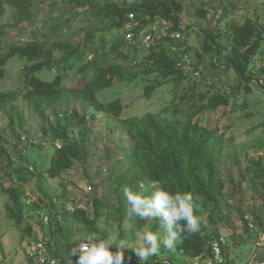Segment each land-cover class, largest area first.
<instances>
[{"label":"trees","instance_id":"1","mask_svg":"<svg viewBox=\"0 0 264 264\" xmlns=\"http://www.w3.org/2000/svg\"><path fill=\"white\" fill-rule=\"evenodd\" d=\"M49 1L48 12L40 15L35 7L36 0H0V21L7 9L12 8L14 13L10 26L20 29L26 24L32 28L30 32L34 36L24 43L8 44L5 50L0 48V80L5 78V66L11 58L22 60L21 84L16 90L0 91V108L8 114V124L15 139L13 147L16 149L17 145H26L30 139L25 125L28 110L40 122L39 143L37 145V141H30L29 145L48 147L45 178L58 180L63 189L62 196H66L67 182L63 180V175L77 162L85 166L89 164L90 148L97 142L95 131L104 120L105 129L111 137L104 156L110 167L119 169L110 178L111 192L92 196V215L76 205L68 209L61 202V197L51 199L43 192L44 199L33 200L17 185L0 184L1 190L8 195L4 204L6 218L31 234L33 225L25 222L24 217L26 213L31 217L36 216V222L45 229L43 239L45 237L47 240L40 241L52 248L57 237L64 238L65 257L61 261L64 264L75 263L79 254L72 256V249L78 244H71L72 230L69 225L78 222L87 233L102 236L99 220L108 218L113 208L117 213H122L121 193L125 187L158 180L171 192H192L194 200L199 197L197 211L206 220L199 233L181 236L176 244L180 256L199 262L213 260L212 242L217 240L224 258L222 264H225L226 240L220 237L218 230L228 210L225 190L227 182L232 183L233 172L225 167L221 156L223 140L220 131L201 124L199 115L205 111L227 109L232 99L224 90L211 91V87L202 91L198 82L188 81L191 76L184 73V67L190 49L179 42L180 36L175 37L186 28L181 17L185 10L183 1L124 0V4H120L119 0ZM63 4L71 5L74 12H63ZM79 8L84 13L88 11L89 15L85 23L74 28L73 18L82 14ZM194 14L201 18L207 12L199 8ZM162 23L169 25L165 35L153 44L148 43L140 58L133 55V70L125 71L128 66L119 60H128L131 53L144 48L145 35L154 36V27ZM122 32H132L135 37L127 40L125 36L121 37ZM81 33V40L71 41L73 36ZM202 35L199 57L208 54L213 69L224 74L233 71L238 80L234 95L239 94L233 97V101L242 100L240 107L246 108V95L253 88L264 85V21L245 18L238 23L231 19L222 28L203 30ZM74 69L78 72L77 80L80 79V83L78 86L76 82L73 86H67L64 80ZM44 70L46 75L41 74ZM149 76L154 78L149 79ZM139 77L144 78L145 82L141 98L144 101L152 99L164 83L174 84L176 90L171 103L158 112H152L145 109L138 111L135 105L124 106L119 97L99 99L98 94L103 90ZM185 81L190 85L178 94L179 85ZM79 105L85 110L81 111ZM251 115V112L244 114L245 117ZM73 130H77L76 135ZM256 130L258 127L250 131L251 137L257 136ZM22 134H25L23 140ZM117 134H120V140ZM254 137L252 142L256 150H260L264 140ZM0 140L3 141L0 144V161L6 158V168L13 166L14 175L9 174V177L25 183L27 179L22 173L31 171L29 176L33 178L36 175L42 182L37 159L31 161L27 156L30 150L19 151L17 160L22 162V166L15 167L12 155L3 144L5 140ZM46 140L48 144H44ZM236 159L237 163L239 159ZM106 166L103 165V169ZM243 175L261 197L264 209L263 156L248 159ZM112 195L118 196V206L110 204ZM242 218L247 239L250 240L248 221ZM136 219L143 230L147 219ZM252 221L264 231L260 213L255 214ZM156 222L158 225L154 228L157 230L160 222ZM154 228L151 232H154ZM258 249L264 251V248ZM53 253L57 255L56 248ZM128 253H124L125 262L128 261ZM155 260L154 257L147 264H157ZM127 264L132 263L128 261Z\"/></svg>","mask_w":264,"mask_h":264},{"label":"rangeland","instance_id":"2","mask_svg":"<svg viewBox=\"0 0 264 264\" xmlns=\"http://www.w3.org/2000/svg\"><path fill=\"white\" fill-rule=\"evenodd\" d=\"M120 4H124V0H119ZM184 5V13L182 14V21L184 23L185 31L181 33L179 42H182L184 47H188L189 53L187 54V64L184 67V73L190 75L188 81L198 82L200 90L206 91L212 87L211 91L215 89H221L231 96L230 105L227 109L218 112L205 111L199 115L200 123L207 125L210 128L216 127L220 131L222 136L223 144L221 147V156L224 161L225 167L232 170L233 178L232 183L227 182L226 184V205L228 210L224 223L219 227L218 234L222 237L225 242V249L227 252V259L225 264H264V251H259L264 247V231L257 227L252 218L255 214L260 213V220L264 223V209L263 202L259 194L254 192L248 183L247 178L243 175V169L246 166L248 159L256 158L262 155L264 158V146L260 150H256L252 141L251 133L255 127H258L255 136L264 140V85L260 88H253L251 93L246 95V108L240 107L242 100L233 101L238 80L232 70H229L226 74L217 71L211 67V58L208 54H202V58L199 57V53L202 52L201 46L203 42L202 31H212L216 27H223L225 22L231 19L234 22L240 23L245 18L257 20L259 22L264 21V0H182ZM50 1L45 2L36 0L35 7L38 9L40 15L48 12ZM206 9V16L198 18L194 12L196 9ZM62 10L65 13L74 12V8L71 5L63 4ZM82 14L74 17L72 21V27L77 28L81 24L86 22L87 15L89 12H83L81 8L78 10ZM13 9L8 8L4 18L0 21V48L5 50L8 44L12 43H24L27 40L30 41L32 36L30 26L23 24V27L17 29V27L10 26L9 23L13 21ZM57 14V13H56ZM106 25V23H104ZM168 24L159 25L155 27V34L152 36V40L144 42V48H141L137 53H131L128 60H119L123 65H127L125 71L133 70L132 57L133 55L141 57L145 53L148 43L153 44L156 40L160 39L164 35V30L169 27ZM148 30V29H146ZM3 33V34H1ZM127 33V32H126ZM126 33H121V37L128 40ZM132 37H135L134 35ZM82 33L72 37V42L81 40ZM41 40V39H40ZM21 59L11 58L5 66V78L0 80V91L4 90H16L21 84ZM134 68V70H136ZM124 71V72H125ZM48 72V71H47ZM41 74L46 75V71H42ZM48 74V73H47ZM53 77V76H49ZM79 78L76 69L69 71L64 84L67 86H73L76 82V86L80 83L77 80ZM154 76H149V79H153ZM144 78H137L132 82L122 81L115 84L112 88L103 90L98 94L99 99L109 100L115 97H119L124 106L135 105L136 110H148L152 112H158L165 106L171 103L176 86L170 82L164 83L156 95L147 101L141 100L143 96V87L145 82ZM188 81L181 83L177 89L178 94H181L190 84ZM210 90V89H209ZM22 105V102L19 101ZM80 109L81 106L79 105ZM237 109V110H236ZM85 109H81L84 111ZM193 110H190V112ZM251 112L252 115L245 117L244 114ZM9 118L5 110L0 108V138H3L4 145L12 155L13 163L15 167L22 166V162L18 159L19 151L30 150L27 156L30 160H36V164L41 169L42 182L38 180L36 175L31 178L29 175L32 173H22L27 179L25 183L14 181V177L10 178L9 174L14 175L13 166L7 167L6 158L0 161V184L4 186L17 185L24 189L25 193L30 196L31 199L37 200L42 197L44 199L43 192L46 193L48 198L57 199L61 197L62 201L68 207L72 209L74 205L87 210L92 215V207L90 200L94 194L100 196L101 194H109L111 192L110 178L112 173L117 171L119 167H110L108 160L104 156V151L109 149L111 143L110 133L105 129L104 120L97 127L95 134L97 142L95 146L90 148V161L88 165H84L81 162H77L73 168L67 171L63 175V180L67 182V195L62 196V187L59 185L58 180H46L45 178V167L47 165L48 158V147L44 146L38 148L36 146L29 145L30 141L36 142L38 145L39 141V120L32 115L28 110L25 116V125L29 132L27 133L30 137L26 145H17L15 149L13 147L14 138L11 134V128L8 124ZM17 133L19 129L15 127ZM74 135L77 134V130L72 131ZM25 134H22L21 139L23 140ZM117 139L120 140V134H117ZM254 137V138H256ZM3 141L0 140V144ZM46 140L44 144H48ZM120 143V142H118ZM51 150V148H49ZM236 158L238 162L236 163ZM103 165H107L106 169H103ZM31 166V164H29ZM8 199V195L1 190L0 186V263L2 264H38L35 261V247L43 239L45 229L36 222V216L31 217L28 213L25 214L24 221L29 222L33 225L31 234H27L21 227L14 224L13 221L6 218L4 204ZM119 198L117 195H112L110 198V204L118 206L116 203ZM58 202V200H57ZM122 202V213H117L113 206L111 215L108 218L99 220V227L102 236L99 238H108L110 236L117 237V240L123 239L131 247H139L137 242V233L142 231L139 228V222L136 217H129L127 208L129 207L124 192L121 193ZM61 203L58 204L60 206ZM26 211V209H25ZM36 215V214H34ZM44 215H48L44 213ZM242 216L247 219V226L249 227V233L251 239L248 240V236L245 233V224ZM252 224V227L249 226ZM152 225V226H151ZM158 222L153 219H147V225L143 230L151 231ZM72 230L70 238L71 244H79L90 233H87L85 229L78 223L72 222L69 225ZM154 232L157 235L163 234V229L160 224L158 229L154 228ZM211 233V231H209ZM255 237V238H254ZM53 242L52 248H45L47 254L54 255V257L60 259L65 257L64 238L57 237ZM44 241H47L44 237ZM40 243L39 247L40 248ZM48 245V244H47ZM54 248L57 249V255L53 253ZM113 252L116 251L115 246L111 249ZM125 252H129L127 255L131 256L132 264H140L139 258L136 253L131 249H125ZM30 253L33 257L30 259ZM63 257V258H62ZM156 258L157 264H202L198 260L189 259L185 256H180L179 252L168 251L162 245L160 252L156 256H152L149 259V263L152 258ZM125 262V264L128 263ZM62 262V261H61ZM148 263V264H149ZM43 264V263H39ZM204 264V263H203ZM207 264V263H205Z\"/></svg>","mask_w":264,"mask_h":264},{"label":"clouds","instance_id":"3","mask_svg":"<svg viewBox=\"0 0 264 264\" xmlns=\"http://www.w3.org/2000/svg\"><path fill=\"white\" fill-rule=\"evenodd\" d=\"M124 195L129 207V217L141 220L153 219L160 222L162 235L142 230L137 233L139 247H131L117 237L99 238L88 235L72 249V256H77L75 264H125L124 250H133L140 264H147L150 257L160 252L161 245L168 251H175L176 244L183 234L195 235L206 224L203 215L198 214L199 197L192 192H171L158 180H151L132 187H125ZM115 246L116 251H112ZM131 260V256L128 257Z\"/></svg>","mask_w":264,"mask_h":264},{"label":"built area","instance_id":"4","mask_svg":"<svg viewBox=\"0 0 264 264\" xmlns=\"http://www.w3.org/2000/svg\"><path fill=\"white\" fill-rule=\"evenodd\" d=\"M132 16H133L132 14L129 15L130 18H132ZM164 24H166V23H162V25H164ZM154 29H155V27H154ZM133 35H134V33H132V32L127 33V37L129 38V40H132L134 38V37H132ZM179 36H180L179 34L175 35V37H177V38ZM150 40H152V36L150 34L145 35L144 41L147 42ZM249 226L252 227V224H249ZM39 243L35 247V250H36L34 253L35 258L33 257V254L30 253V256L33 257L38 264L39 263H43V264H64L60 261V259L54 257V255H50V253L47 254V252L45 250V248L47 249V247L45 246V243L41 242L40 243L41 247L38 248ZM262 248H264V247H262ZM212 250H213V260L212 259L202 260V262L204 264L205 263H207V264H222L224 262V258H223L222 253H221L219 241L213 240ZM68 264H75V263H68Z\"/></svg>","mask_w":264,"mask_h":264},{"label":"water","instance_id":"5","mask_svg":"<svg viewBox=\"0 0 264 264\" xmlns=\"http://www.w3.org/2000/svg\"><path fill=\"white\" fill-rule=\"evenodd\" d=\"M253 258H254V256L252 257V259H251V261H250V264H251V262L253 261Z\"/></svg>","mask_w":264,"mask_h":264}]
</instances>
